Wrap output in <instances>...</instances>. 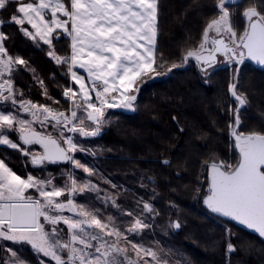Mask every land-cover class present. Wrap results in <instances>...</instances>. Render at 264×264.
<instances>
[{
  "label": "snow or ice",
  "instance_id": "obj_1",
  "mask_svg": "<svg viewBox=\"0 0 264 264\" xmlns=\"http://www.w3.org/2000/svg\"><path fill=\"white\" fill-rule=\"evenodd\" d=\"M9 4L15 5L9 21L20 26L25 36L33 40L39 38L46 45H52L53 39L60 35L71 38L70 56H59L54 48H50L48 55L57 65H67L79 89H64V97L72 103L67 113L31 100H17L11 74L16 65H25L26 61L8 54L4 46L7 36L0 32V102H11L13 107L19 104L17 111L32 117L31 120L22 119L11 110H0V145L30 157L33 166L68 162L92 176L94 170L72 155L86 149L78 146L64 131L85 137L99 134L105 108H131L136 96L127 93L133 90L136 81L149 73L161 74L158 68H163V64L156 65L153 55L157 0H0V10ZM230 4L231 0H214L217 16L206 24L199 49L187 51L183 63L193 58L198 65L206 66L202 67L206 72L216 63V54L220 53L228 63L239 65L250 58L264 65V11L255 5L245 8L241 15L247 24L238 32L231 23ZM49 13L50 19L46 18ZM2 23L4 21L0 20ZM25 24L34 31L25 28ZM212 31L219 38H212V47L206 48ZM181 66L173 63L164 74ZM77 67L87 73L91 86L85 82V76L74 70ZM234 71L238 73L239 68ZM6 73L7 79L4 78ZM40 83L43 85V81ZM230 91L240 106L246 104L244 96L237 93L236 84L230 86ZM44 94L47 96V89ZM233 111L234 123H230L229 128L238 151L237 161L235 164L215 159L205 161L209 188L203 203L211 212L230 218L264 238V132L238 131L239 108ZM85 121L95 127H89ZM37 122L41 126L51 125L58 130V135L36 131L31 125ZM11 133H18V140L10 139ZM30 145H40L43 152L24 147ZM53 180L51 176L42 179L31 174L22 178L0 159V238L29 244L55 264H123L118 257L122 254L125 260L128 257L127 249L118 247L121 238L131 244L138 255L143 250L146 255L156 257L152 250L142 249L128 240V233L149 227L133 212L126 215L133 216L134 222L121 231L114 223L110 227L109 223L102 222L98 210H89L74 202L72 197L77 192L85 189L99 192L97 185L90 180L78 185L71 172L68 174L70 185L66 182L64 187H56ZM29 189H34L36 195L30 194ZM66 192L68 197L61 201L59 198ZM105 199H111L116 206L115 199ZM143 210L153 211L148 203H144ZM65 211L72 215H65ZM108 221L111 223L113 218L108 217ZM173 226L179 228L180 224L177 222ZM109 237L115 240L110 243ZM228 250H235L231 243ZM8 251L13 258L11 264H27L16 251Z\"/></svg>",
  "mask_w": 264,
  "mask_h": 264
},
{
  "label": "trees",
  "instance_id": "obj_2",
  "mask_svg": "<svg viewBox=\"0 0 264 264\" xmlns=\"http://www.w3.org/2000/svg\"><path fill=\"white\" fill-rule=\"evenodd\" d=\"M253 5L264 11V0L230 4L231 23L238 32L247 24L241 12ZM14 8L9 4L0 10L4 21L0 32L7 36L4 46L8 54L26 61L16 65L11 74L17 100L67 112L70 104L63 95L71 86L67 67L57 65L48 52L54 48L57 55L69 56L70 42L63 35L54 39L52 46L28 38L20 26L9 21ZM216 16L214 0H157L155 63L163 64L158 68L161 74L149 73L137 80L132 107L109 109L100 137L82 141L75 137L86 149L76 153L75 159L94 170V183L117 198L122 209L130 211L137 203L152 207V226L134 240L152 247L161 241L187 264H264L263 241L212 217L203 207L209 186L205 161H237L229 128L234 123L233 110L239 108L240 131L264 132V70L248 62H232L234 65L204 78L205 66L191 58L183 63L187 51L199 49L206 24ZM173 63L182 66L164 74ZM237 67L238 73L234 71ZM232 84L246 99L242 108L231 94ZM48 128L40 132L58 135ZM10 138L18 140L16 135ZM29 158L0 147V159L22 178L29 174L42 179L51 176L60 184L64 182L62 174L71 170L66 162L33 166ZM92 199L97 202L95 196ZM177 222L179 228L173 226ZM229 243L234 251L228 250ZM8 249L28 264L40 263L27 245L0 239V264L7 262Z\"/></svg>",
  "mask_w": 264,
  "mask_h": 264
},
{
  "label": "rangeland",
  "instance_id": "obj_3",
  "mask_svg": "<svg viewBox=\"0 0 264 264\" xmlns=\"http://www.w3.org/2000/svg\"><path fill=\"white\" fill-rule=\"evenodd\" d=\"M58 15L61 16L62 19H64L62 14L58 13ZM48 17L50 19V13L48 14V16L46 18H48ZM24 27L28 28L30 31H34L33 29H31L30 25H28V24H25ZM57 32H62V30H57ZM54 36H55V33H54ZM63 36H64L65 39H67L70 42V46H71V38L69 36H67V35H63ZM28 38H30V37H28ZM212 38H219V37L216 36V33L214 31L209 33V41L206 44V48H211L212 47V44H211V39ZM224 39L227 40V36L226 35L224 36ZM35 41L36 42H40L41 44H44L43 41L39 40V38H37ZM48 46H52V45H48ZM153 48H154L153 55H154V58H155V41H154ZM70 54H71V51H70ZM204 54H207V53L205 52ZM53 61L55 62V60H53ZM62 65H65V64H62ZM232 65H234V63H227V62L224 63L223 60L220 59L219 64H217L214 68L208 69V72H205V73L203 72L202 76L204 78H208L213 72H215V71H217L219 69H222V68H226V67L232 66ZM65 66L67 67V65H65ZM74 70L77 71V73L79 75L85 76V78H86L85 82L89 86H91V81L87 79V73L83 69H79L77 67ZM68 74H69V78H70V82H71V86L70 87H72L74 90H78L79 89V85H76L74 83V81L72 80L70 73H68ZM4 78L5 79L9 78L7 73L5 74ZM0 82H2V80H0ZM135 85H136V83L133 85V90L130 91L129 93H127L128 95H135V96L137 95L138 91H137V88L134 89ZM92 95H93V99H95V93L94 92L92 93ZM65 99L69 102L70 107H72L71 101H69L67 98H65ZM17 109H19V105L13 107L11 105V102H0V110H11V111L14 112V114H17L22 119H27V120H31L32 119L31 115L29 113H25L23 111H17ZM109 109H118L119 110V109H127V108H122V107L105 108V116L103 118L104 123L101 126V130H100L99 134H97L95 136H87V137H85V136H81L79 133H72V132H67V131H64V134L66 136H71L73 138L74 142H77L75 137H77L79 141L86 140L87 138L100 137L102 135L105 127L107 126V123H108L106 118H107V113H108ZM78 115H83V113L82 112H78ZM85 123L89 127H95L94 125L91 124L90 121H85ZM35 124L33 123L31 125V127L33 129L37 130L38 132L42 131L41 129H43V130L49 129L48 127L51 126V125H48V124H46L45 126H41L38 122L35 123ZM53 130L58 132V130H56V129H53ZM11 134L12 135H16L17 137L19 135L18 133H11ZM0 147L9 148L8 146H5V145H0ZM30 148L34 152H36L35 151V149H37L36 147L31 146ZM40 148H42V147L40 146ZM9 149H11V148H9ZM78 152H80V151H77V152L72 154L74 156V158L76 157V153H78ZM88 152L90 153V151H88ZM37 153H41V152L39 151ZM29 159L31 160V158H29ZM66 163H68V162H66ZM68 164H70V163H68ZM70 169L71 170H68V172L66 171V172H64L62 174V176H64V182L63 183L57 184V183H54V180H53V184L56 187H64L66 182L70 185L71 182L68 180V174L70 172L76 177V179L78 181V185H81V184H83V183H85L86 181H89V180L91 181L92 184L97 185V184L94 183V181L92 179L93 175L89 176L87 173H85L83 171V169H76L72 165H71ZM97 187L99 189V192L91 191V190H88V189H85V191L82 192V193L81 192H77L72 197L74 199V202L77 205H85V206H87V208L89 210H98L99 218L102 220V222L109 223L110 227H111L112 223H114L115 226L119 227L121 231H124L125 229H127L130 226V222H134V217L133 216L126 215L127 211L128 212H133L135 216H138L139 218H141L143 220L144 223L149 225V227H147V228H145V229H143V230H141L139 232L128 233L127 236H128V240H130L132 243L137 244L142 249H150L153 252H155L156 253V257L153 258L150 255H146L143 250H141L139 255H138L136 250H134L132 248L131 244H126L125 240L123 238H121L120 241H119L118 247H125L127 249L126 255L128 257L127 260H125L123 254L118 257L123 262V264H129V261H131V264H187L185 262V260L184 261L181 260V258L179 257V254H176V252L174 250H172L171 248L166 247L164 245V243L161 242V241H158L157 244H155V246L152 247L146 241H144V242L140 241L139 242V240H134V237H137V238L141 237L143 232H144V230L150 228L152 226L153 222H154V218L149 214V212L143 210V205H141L140 203H137L134 206V208L131 209L130 211L129 210H124L118 205L117 198H113V196L110 195L109 192L107 190H104L101 186L97 185ZM28 192L30 194L34 195V196L36 195L34 189H29ZM92 196H95L97 198V202L93 201ZM67 197H68V193L66 192L65 195L60 197L59 199L61 201H64V200H66ZM105 197H111L112 199H115L116 206H114L112 204V200L111 199L106 200ZM64 214L65 215H72V213H69L67 211H65ZM108 217H112L113 218V221L111 223L108 221ZM61 227H65V226L61 225ZM65 231H66V227H65ZM66 238L67 237L65 236V239ZM0 239H3V238H0ZM108 240L111 243V242H113L115 240V238L114 237H109ZM10 242H12V241H10ZM14 244H25L29 248H31V245L26 244V243H14ZM33 252L40 258V261H39L40 263L39 264H41V261H43V264H55V261L51 260L50 257H44L42 253H37L34 250H33ZM7 258H8V260H7L8 264H11V259H13V258H11V253L10 252H9V255H8Z\"/></svg>",
  "mask_w": 264,
  "mask_h": 264
},
{
  "label": "water",
  "instance_id": "obj_4",
  "mask_svg": "<svg viewBox=\"0 0 264 264\" xmlns=\"http://www.w3.org/2000/svg\"><path fill=\"white\" fill-rule=\"evenodd\" d=\"M239 1H240V0H231V4L238 3ZM218 54H219V53L216 54V63L213 64L212 67H215L216 64H217V55H218ZM191 59H193V58H191ZM193 60H195V59H193ZM195 61H196V60H195ZM244 62H248V63L254 65L257 69L264 70V65L258 64L256 61H254V60H252V59H250V58H246V59L244 60ZM244 62H243V63H244ZM243 63H242V64H243ZM240 65H241V64H240ZM200 66H203V65H200ZM205 67H206V66H205ZM212 67H210V68H212ZM207 69H209V68H207ZM243 106H244V105H243ZM243 106H241V108H242ZM240 127H241V124H240L239 128L237 129L238 131H240ZM230 133H231V132H230ZM230 137H231V139H232V141H233V143H234V138L231 136V134H230ZM235 150H236V149H235ZM236 152H237V155H238V151H237V150H236ZM208 188H209V186H208ZM207 193H208V192H207ZM203 207H204V209H205V210H206V211H207L212 217H214V218H216V219H219V220H221V221H223V222H227V223L233 224V225L236 226L237 228H239V229H241V230H243V231H245V232H247V233H249V234H251V235L256 236L257 238H259L261 241L264 242V238H261V237L259 236V234L256 233L254 230L248 229L246 226L241 225V224H239L238 222H236V221H234V220H231L230 218L223 217V216H221V215H219V214H217V213H213V212H211V210L208 209L207 206H206L204 203H203Z\"/></svg>",
  "mask_w": 264,
  "mask_h": 264
},
{
  "label": "flooded vegetation",
  "instance_id": "obj_5",
  "mask_svg": "<svg viewBox=\"0 0 264 264\" xmlns=\"http://www.w3.org/2000/svg\"><path fill=\"white\" fill-rule=\"evenodd\" d=\"M220 59H222L224 63L227 62V61L225 60V57H224L222 54L219 53V54L217 55V64H219ZM227 63H228V62H227ZM217 64H216V65H217ZM31 118H32V117H31ZM34 124H35V123H34ZM35 125H36V124H35ZM36 131H37V130H36ZM47 132H48V130H47ZM42 133H44V132H42ZM31 146H34V147L37 148V149H35L36 152H39V151H40L41 153L43 152V149H42V148H39V146H37V145H30V146H28V147H31Z\"/></svg>",
  "mask_w": 264,
  "mask_h": 264
}]
</instances>
